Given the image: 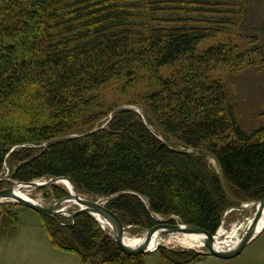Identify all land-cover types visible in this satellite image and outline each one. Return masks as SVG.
Returning <instances> with one entry per match:
<instances>
[{
	"label": "trees",
	"instance_id": "obj_1",
	"mask_svg": "<svg viewBox=\"0 0 264 264\" xmlns=\"http://www.w3.org/2000/svg\"><path fill=\"white\" fill-rule=\"evenodd\" d=\"M131 7L121 0H0V113L19 108V96L32 90L46 115L42 124L37 120L24 128L10 127L12 117H0V173L11 147L60 136L65 129L59 120L91 100L82 98V91L91 92L136 59L172 65L213 35L206 28L168 26L153 15L136 24ZM157 21L167 23L154 25ZM186 85L182 89L164 81L161 92L151 96L163 104L154 107L157 124L193 149L215 140L212 153L233 198L263 199L264 137L238 124L220 82L202 73ZM161 109L166 112L158 115ZM9 156L20 163L13 180L67 177L83 196L110 198L109 209L130 228L150 229L158 223L156 215L174 224L169 217L175 216L214 235L233 205L220 175L203 156L171 147L130 109L115 111L107 128L38 150L24 147ZM8 183L0 181V190ZM51 190L56 198L69 195L57 185ZM3 211L0 227L11 231L1 235L14 236L18 211L12 206ZM41 217L52 245L76 253L82 264H145V255L123 252L89 213L79 214L74 224L70 217H60L61 224ZM157 252L165 264H190L207 256L162 247Z\"/></svg>",
	"mask_w": 264,
	"mask_h": 264
},
{
	"label": "rangeland",
	"instance_id": "obj_2",
	"mask_svg": "<svg viewBox=\"0 0 264 264\" xmlns=\"http://www.w3.org/2000/svg\"><path fill=\"white\" fill-rule=\"evenodd\" d=\"M151 1L150 8L142 4ZM124 4L135 6L132 15L136 17L135 23L141 24L142 18L153 15L154 18L165 19L167 22H154L153 24L185 25L190 27L206 28L213 34L211 37L199 42L192 54L183 55L172 65L157 67L153 61L136 59L129 66H124L106 78V82L97 84L91 92L82 91V98L91 100L78 107L70 116L63 117L62 126L64 132L52 140L43 143H25L11 147L4 163L0 179L8 181L2 189L16 187V181L11 178L13 172L19 166V160H12L9 156L12 152L24 147L40 149L46 147L49 142H54L66 137H81L88 133L107 128L114 112L120 109H130L137 113L140 119L163 141L178 150L189 152L195 156H203L208 165L222 179L228 193L231 205L223 215L220 228L227 232L224 240L230 236L237 226L244 224L255 214L253 201H241L233 198L223 176L219 163L212 153L213 146L217 142L211 141L203 144L200 149L186 147L176 136L167 134L157 124L154 115L155 106H162L160 102H153L151 96L160 93L163 82L169 81L172 86L187 89L186 82L195 75L204 73V77L210 81H217L223 85L238 124L247 132H255L256 137H264V0H121ZM139 4V6H138ZM193 57H196L195 59ZM203 62L204 65H200ZM187 80V81H186ZM78 100H81L79 98ZM77 100V101H78ZM19 108H12L8 112L0 113L2 120L12 117L10 127H28L29 123L42 124L46 121L43 109L37 104L32 90L19 96ZM175 107V103L173 105ZM168 111V110H167ZM166 112L161 109L157 114ZM100 116L99 119H93ZM6 123V122H5ZM233 139L230 136L229 142ZM223 145V142L218 143ZM10 157V158H9ZM50 179L40 178L31 182L45 183ZM72 182V181H71ZM28 183V182H21ZM30 183V182H29ZM62 189V185L57 184ZM33 188V189H32ZM23 193L37 203L48 207L61 198H56L51 186H35L23 189ZM101 199L108 203L110 198ZM63 198V197H62ZM2 215L3 207H13L18 211L20 225L14 236H3L1 233L11 231L0 227V264H82L76 253L62 251L55 248L43 226L41 215L24 206L16 205L10 199L0 201ZM67 207L66 214L57 216L68 217V212L77 210L78 205L65 203L60 208ZM67 215V216H66ZM158 223L167 222L166 217L155 216ZM174 224H184L178 217ZM72 220V219H71ZM73 222V221H72ZM75 223V220H74ZM72 223V224H74ZM168 223V222H167ZM61 224V223H60ZM124 225V224H123ZM102 226V224H101ZM127 236L141 237L148 229L139 227L130 228L124 226ZM107 234H112L102 226ZM218 229V231L220 230ZM6 230V231H5ZM218 231L215 235L218 234ZM167 250H194L206 252L201 249L185 248L177 244L163 241L157 248ZM157 250L142 254L145 264H165ZM205 256L202 260L190 264H264V231L257 234L235 257L221 259L215 256ZM86 264H91L88 261Z\"/></svg>",
	"mask_w": 264,
	"mask_h": 264
},
{
	"label": "water",
	"instance_id": "obj_3",
	"mask_svg": "<svg viewBox=\"0 0 264 264\" xmlns=\"http://www.w3.org/2000/svg\"><path fill=\"white\" fill-rule=\"evenodd\" d=\"M67 179L69 180L71 186L73 187V192L65 196L53 204H51L48 207H45L39 203L34 202L33 200H28L14 192L15 187L11 188H5L0 190V201L10 199L15 203H18L24 207L30 208L36 212H38L41 215H45L48 217H54L57 218L58 215L65 213V210L67 207L60 208L61 205L65 203H70L71 201H74L78 205V209L72 212H69L70 217L72 219V223H74L75 218L81 214V213H89L92 215L99 223L100 220L97 216H100L104 218L106 221L112 224L113 228V237L119 247L122 249L123 252H125L128 255H139V254H146L150 251L149 243L153 236L156 234L166 235L176 232H185V233H201L205 237L204 241V248L206 249V252L209 255L221 258V259H230L235 256H237L242 249L256 236V231L259 222L264 218V210L260 207L264 204V198L261 200H257L253 203V205L256 207L254 217L252 219L251 225L249 226L248 230L245 232L243 238L241 239L240 243L233 249L229 250H222L217 249L213 244V237L214 235L210 234L206 230L193 226V225H179V224H172L160 221L150 229L145 234V240L141 246L138 247H129L124 243V233H125V227L119 218V216L109 209L107 202L101 200V199H92L82 196L78 193L76 188L74 187L71 180L67 177H54L51 178L47 183H21L16 182V185H28V186H52L57 185V181ZM0 181H4L3 179H0ZM102 224V223H101ZM264 230V229H263ZM157 250V249H156Z\"/></svg>",
	"mask_w": 264,
	"mask_h": 264
},
{
	"label": "bare ground",
	"instance_id": "obj_4",
	"mask_svg": "<svg viewBox=\"0 0 264 264\" xmlns=\"http://www.w3.org/2000/svg\"><path fill=\"white\" fill-rule=\"evenodd\" d=\"M47 183V182H45ZM43 183V184H45ZM57 184L62 185L64 188H66L69 192H73V187L71 186L69 180L67 179H62L57 181ZM34 186H28V185H17L14 188V192L28 200H33L30 197L26 195V193H23V189H28ZM33 189V188H32ZM83 196V195H82ZM34 201V200H33ZM36 202V201H34ZM37 203V202H36ZM254 201L251 202L250 204L253 205ZM69 204H74L77 205L74 201H71ZM64 205V204H63ZM61 205V206H63ZM254 208H256L253 205ZM260 207L262 210H264V204ZM256 210V209H255ZM67 213V209L65 210V213ZM69 214V212H68ZM100 222L102 223V226L105 227L113 237V228L112 224L106 221L104 218L97 216ZM254 217V216H253ZM253 217H250L244 224L237 226L236 229L230 233L229 237H226L224 240L223 236L227 234L226 230L224 228H220L218 231V234L213 237V244L217 249H222V250H229L235 248L243 238L245 232L248 230L249 226L251 225ZM179 225H183L181 223H178ZM264 218L259 222L256 235L259 234L260 232L264 231ZM145 234L142 235L141 237H130L126 235V232L124 233V243L128 245L129 247H138L141 246L145 240ZM114 238V237H113ZM165 241L170 244H177L185 248H196V249H201L204 247V241L205 237L201 233H185V232H176V233H171V234H166V235H161V234H156L153 236L149 243V251H154L156 250L160 244Z\"/></svg>",
	"mask_w": 264,
	"mask_h": 264
},
{
	"label": "crops",
	"instance_id": "obj_5",
	"mask_svg": "<svg viewBox=\"0 0 264 264\" xmlns=\"http://www.w3.org/2000/svg\"><path fill=\"white\" fill-rule=\"evenodd\" d=\"M208 256H210V255H208Z\"/></svg>",
	"mask_w": 264,
	"mask_h": 264
}]
</instances>
